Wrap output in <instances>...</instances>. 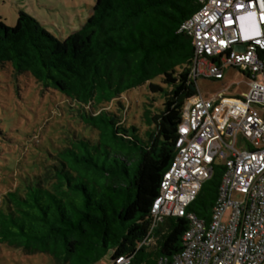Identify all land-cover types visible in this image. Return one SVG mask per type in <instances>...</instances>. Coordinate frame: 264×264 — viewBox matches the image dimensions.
I'll return each instance as SVG.
<instances>
[{
  "label": "trees",
  "instance_id": "obj_1",
  "mask_svg": "<svg viewBox=\"0 0 264 264\" xmlns=\"http://www.w3.org/2000/svg\"><path fill=\"white\" fill-rule=\"evenodd\" d=\"M199 9L197 0H96L86 24L64 40L23 12L13 27L0 21V64L78 103L83 122L99 132L98 144L77 140L53 164H44L41 174L22 178L1 196L0 244L50 255L57 264H97L107 256L111 264L121 257L129 264H157L183 251L186 218H167L152 234L157 244H141L177 154L185 105L198 90L191 77L193 39L181 27ZM143 86L163 98L158 113L146 114L153 127L146 140L131 136L111 108ZM107 140L136 147L140 160L133 174L117 154L109 160ZM97 145L107 150L105 160ZM223 170L213 166L188 209L205 224Z\"/></svg>",
  "mask_w": 264,
  "mask_h": 264
},
{
  "label": "built area",
  "instance_id": "obj_2",
  "mask_svg": "<svg viewBox=\"0 0 264 264\" xmlns=\"http://www.w3.org/2000/svg\"><path fill=\"white\" fill-rule=\"evenodd\" d=\"M197 2L200 9L181 27L193 39L191 77L221 82L227 68L238 69L247 76L249 90L232 95L229 89L209 98L197 90L187 101L177 154L141 246L157 244L152 234L167 218H186L190 227L183 251L157 264H264V118L259 110L264 109V0ZM217 163L223 176L205 224L188 209ZM234 194L243 198L234 200ZM129 262L121 257L113 264Z\"/></svg>",
  "mask_w": 264,
  "mask_h": 264
},
{
  "label": "rangeland",
  "instance_id": "obj_3",
  "mask_svg": "<svg viewBox=\"0 0 264 264\" xmlns=\"http://www.w3.org/2000/svg\"><path fill=\"white\" fill-rule=\"evenodd\" d=\"M95 4L96 0H0V21L13 27L23 12L37 19L53 36L64 40L82 29L93 14ZM248 81L238 69L227 68L223 81L200 79L197 89L209 98L236 85L232 95H241L249 90ZM120 102L121 107L112 104L111 108L121 117L124 128L131 136L146 140L147 131L153 128L147 122L146 114L159 112L162 96L150 94L147 86H143L124 94ZM259 110L264 118V109ZM82 115L84 113L75 101L58 91L44 88L29 74L17 75L10 64H0V198L14 190L22 178L41 174L44 164H53L55 157L77 140L85 138L90 140V146L98 144V130L86 125ZM107 143L112 149L109 160L117 154L119 159L127 162L133 174L140 160L135 153L136 147L123 141L112 144L107 140ZM98 148L104 154L100 161L105 160L107 150L104 146ZM242 198L233 195L234 200ZM0 264L57 262L47 254L28 255L21 249L0 244ZM97 264H111V257L107 256Z\"/></svg>",
  "mask_w": 264,
  "mask_h": 264
},
{
  "label": "water",
  "instance_id": "obj_4",
  "mask_svg": "<svg viewBox=\"0 0 264 264\" xmlns=\"http://www.w3.org/2000/svg\"><path fill=\"white\" fill-rule=\"evenodd\" d=\"M233 89H234V86L230 89V92H232Z\"/></svg>",
  "mask_w": 264,
  "mask_h": 264
},
{
  "label": "crops",
  "instance_id": "obj_5",
  "mask_svg": "<svg viewBox=\"0 0 264 264\" xmlns=\"http://www.w3.org/2000/svg\"><path fill=\"white\" fill-rule=\"evenodd\" d=\"M213 82H215V81H213ZM217 82H218V81H217ZM232 87H233V86H232ZM232 87H231V88H232ZM231 88H230V89H231ZM233 90H234V89H233ZM233 90H232V92H233ZM205 98H207V97H205Z\"/></svg>",
  "mask_w": 264,
  "mask_h": 264
},
{
  "label": "bare ground",
  "instance_id": "obj_6",
  "mask_svg": "<svg viewBox=\"0 0 264 264\" xmlns=\"http://www.w3.org/2000/svg\"><path fill=\"white\" fill-rule=\"evenodd\" d=\"M243 80V79H242Z\"/></svg>",
  "mask_w": 264,
  "mask_h": 264
}]
</instances>
